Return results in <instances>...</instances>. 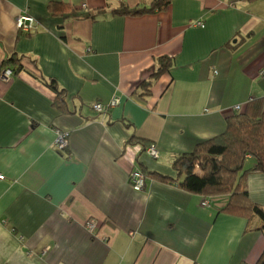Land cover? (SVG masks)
<instances>
[{
    "label": "crops",
    "instance_id": "obj_1",
    "mask_svg": "<svg viewBox=\"0 0 264 264\" xmlns=\"http://www.w3.org/2000/svg\"><path fill=\"white\" fill-rule=\"evenodd\" d=\"M154 1L0 0V71L13 55L22 66L0 79V264H257L264 254V233H246V219L210 198L204 207L207 198L151 176L141 192L129 183L137 169L176 177L177 156L220 136L228 119L264 111V0H172L162 12L112 15ZM54 3L74 10L53 16ZM24 14L36 22L30 36L16 28ZM161 57L171 69L143 100L138 88ZM40 75L66 91L70 114ZM114 98L107 114L92 108ZM57 132L69 134L65 151ZM248 188L264 207V173Z\"/></svg>",
    "mask_w": 264,
    "mask_h": 264
},
{
    "label": "trees",
    "instance_id": "obj_2",
    "mask_svg": "<svg viewBox=\"0 0 264 264\" xmlns=\"http://www.w3.org/2000/svg\"><path fill=\"white\" fill-rule=\"evenodd\" d=\"M172 0H155L151 6L130 8L126 5L112 11V15L120 17H139L169 8ZM53 16H67L74 10L71 4L54 3L49 6ZM105 9L86 14V20L101 15ZM26 36H30L27 34ZM154 74L138 88L139 98L146 100L151 96V89L157 80L169 72L173 61L169 57H161ZM9 66V67H6ZM11 69L16 75L22 70L21 59L13 55L6 60L2 71ZM40 81L55 93L54 105L63 113L70 114L66 91L60 90L52 79L40 75ZM134 142L130 140L128 144ZM144 145V142H141ZM146 150V145H144ZM253 158L255 165L245 170V162ZM173 171L176 177H166L158 173L143 172L159 181L176 185L178 188L203 198H210L219 206L220 213L241 217L248 221L246 233L261 231L264 233V207L254 203L249 194L248 179L254 173H264V111L245 113L227 120V127L220 136L203 142L188 154L175 158ZM257 221L262 222L260 228ZM264 264V254L257 262Z\"/></svg>",
    "mask_w": 264,
    "mask_h": 264
},
{
    "label": "built area",
    "instance_id": "obj_3",
    "mask_svg": "<svg viewBox=\"0 0 264 264\" xmlns=\"http://www.w3.org/2000/svg\"><path fill=\"white\" fill-rule=\"evenodd\" d=\"M17 28L21 30L22 32L28 33L31 30H33L34 25H35V20L31 16H28L26 14L20 15L16 21ZM196 26L199 27H204V24L202 22H196ZM13 75V72L11 70H5L1 75L0 79L8 82ZM119 104V100L113 99L109 106H103L101 104H98L94 106V109L98 112H105L107 108L115 107L116 105ZM236 109L240 110V107L237 106ZM69 144V134L62 133V132H57L56 140H55V147L59 151H65L68 148ZM150 148V147H149ZM148 148L147 154L153 158L157 159L158 158V150H156L154 147H151L150 149ZM5 176L0 175V180H4ZM129 183L131 187L138 192H141L145 189V184H146V176L144 173L137 169L131 172L129 176ZM204 207H209L210 202L208 199H205L202 204ZM85 227L91 232L94 233L98 229V222L96 220H89Z\"/></svg>",
    "mask_w": 264,
    "mask_h": 264
},
{
    "label": "bare ground",
    "instance_id": "obj_4",
    "mask_svg": "<svg viewBox=\"0 0 264 264\" xmlns=\"http://www.w3.org/2000/svg\"><path fill=\"white\" fill-rule=\"evenodd\" d=\"M26 15H27V14H26ZM28 16H30V15H28ZM32 18H33V17H32ZM17 19H18V18H17ZM16 21H17V20H16ZM35 23H36V22H35ZM16 28H17V25H16ZM34 28H35V25H34ZM34 28H33V30H31V31L28 32V33L22 32V31L19 30L18 28H17V30H18L19 32H21V33H24V34H31V33L34 31ZM5 70H11V69H5ZM5 70H3V71L1 70V71H0V75H1ZM11 71H12V70H11ZM12 72H13V71H12ZM13 76H14V73H13L12 77H13ZM12 77H11V79H12ZM11 79H10V80H11ZM10 80H9V81H10ZM2 81H3V80H2ZM4 82H5V81H4ZM114 99H115V98H114ZM98 104H99V103H94V104H92V108L94 109V106H96V105H98ZM101 105H103V104H101ZM103 106H109V104H108V105H103ZM116 106H117V105H116ZM111 108H113V107H111ZM111 108H107V110H106L105 112H98V111H96L95 109H94V110H95L96 112H98V113L107 114V113L110 111ZM217 137H218V136H217ZM149 147H150V148H151V147H154L156 150H158V148L156 147V145H152V144H151ZM149 147H148V148H149ZM148 148H147V150H148ZM150 148H149V149H150ZM147 150H146V153H147ZM0 175H2V174H0ZM0 181H1V180H0ZM85 228H86V227H85ZM86 230L89 231L87 228H86ZM89 232H90V231H89Z\"/></svg>",
    "mask_w": 264,
    "mask_h": 264
},
{
    "label": "rangeland",
    "instance_id": "obj_5",
    "mask_svg": "<svg viewBox=\"0 0 264 264\" xmlns=\"http://www.w3.org/2000/svg\"><path fill=\"white\" fill-rule=\"evenodd\" d=\"M68 4V3H67ZM69 145V144H68ZM255 160L253 158H248L245 162V170L250 169L251 167H253L255 165ZM90 220H95V219H90Z\"/></svg>",
    "mask_w": 264,
    "mask_h": 264
}]
</instances>
